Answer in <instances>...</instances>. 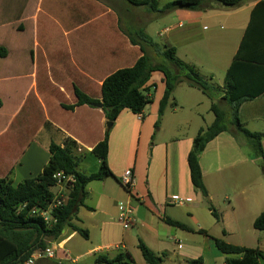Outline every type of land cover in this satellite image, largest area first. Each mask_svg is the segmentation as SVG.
Returning a JSON list of instances; mask_svg holds the SVG:
<instances>
[{"label":"crops","instance_id":"crops-1","mask_svg":"<svg viewBox=\"0 0 264 264\" xmlns=\"http://www.w3.org/2000/svg\"><path fill=\"white\" fill-rule=\"evenodd\" d=\"M262 1H243L234 7L205 2L203 10L175 13L174 19L179 20L176 34L168 36L170 29L166 28L158 36L165 37L164 46H175L177 55L178 43L184 42L195 57L191 62L185 56L188 59L185 61L209 72L207 78L211 81L218 79L219 84L214 85L223 91L226 73L251 23L253 10ZM163 6L159 3V9ZM162 16L147 7H133L124 0H0V47L7 50V56L0 57V61L10 63V58H14L12 65H18L12 75H0V80L17 81V72L31 68L36 71L38 61L27 66L28 54L43 57V81L59 89L57 105L61 109L57 117L52 116L47 94L42 92L40 135L29 136L33 142L18 148L20 155L16 160H12V154L17 149L5 147L6 161L0 177L12 180L14 185L35 178L50 160V143L61 144L69 138L78 145L77 155L84 156L77 171L85 175L97 173L101 161L92 149L105 139L108 130L104 111L89 105L76 106L74 110L63 106L77 104L75 88L102 102L103 82L117 70L133 67L143 56L140 47L131 42L130 34L140 32L146 23L156 22ZM22 82L25 86L22 100L0 130L3 138L14 129L13 143L23 137L26 127L24 120L16 124L28 100V81ZM148 86H155L151 94L153 102L143 114L125 110L109 131L107 165L114 176L93 181L86 187L85 206L77 211L73 224L88 231V238L67 227L60 243H55L65 249L58 252V257L63 259L60 263L78 264L92 257L93 264H98L97 258L114 259L122 253L130 254L137 264L142 256L140 240L156 255L167 254L164 259L170 263L187 264L200 258L202 264L256 263L253 258L245 260L241 254H223L213 238L264 252V236L254 227L255 220L264 213L261 166L264 156L258 157L244 136L246 144L237 142L233 128L207 144L199 157L200 168L218 221L212 215L210 203L193 185L188 163L199 131L215 119L210 114L211 100L203 94L199 98L201 91L197 88L186 85L188 89H183L181 83L160 117V103L166 90L164 75L153 73ZM219 104L229 110L225 102ZM3 109L4 106L0 111ZM239 112L246 130L264 133V94L244 102ZM45 131L54 134H49L48 141L39 143L37 139ZM127 170L136 179L131 191L120 182ZM129 209L130 220L123 224L120 214ZM168 219L194 231L171 226ZM237 235L240 242L228 240ZM85 244L87 249L78 248ZM44 261L49 260H39L36 264ZM258 264L263 262L258 260Z\"/></svg>","mask_w":264,"mask_h":264},{"label":"trees","instance_id":"trees-1","mask_svg":"<svg viewBox=\"0 0 264 264\" xmlns=\"http://www.w3.org/2000/svg\"><path fill=\"white\" fill-rule=\"evenodd\" d=\"M133 7H147L153 13H169L176 10H203L205 2H212L225 7H234L243 1L251 0H173L161 9L157 0H124ZM131 42L138 45L143 56L131 68L119 69L110 75L102 85V104L108 130L105 139L96 144L92 153L100 159L99 171L91 175L77 171L78 164L84 156L77 155L76 141L64 139L61 144L53 141L49 145L50 160L43 171L32 179L14 185L12 180L0 177V264H23L25 260L38 249H46L49 243H60V237L67 227H72L75 232L88 238V231L76 227L73 218L77 211L85 206L88 197L86 187L96 180L113 177L108 167V140L109 131L123 111L134 114H143L146 107L153 102L152 92L155 86H148L152 74L160 72L164 75L166 90L160 103V117L165 113L176 88L181 83L197 88L212 102L211 110L215 119L207 129H201L194 140L193 148L188 157L191 181L203 197H208L207 188L200 168V155L208 143L219 134L235 130V135H243L252 144L258 157L264 156L262 140L264 133H251L244 128L240 118V108L245 102H250L264 94V0L259 2L252 13L250 25L238 49L233 63L226 73L224 89L215 86L211 79L199 75L198 69L186 64L177 56L175 46H161L155 43L150 36L140 31L130 34ZM148 50L155 54L151 56ZM7 50L0 47V57H6ZM156 62V63H155ZM77 104L63 106L67 110H74L76 106H95L99 103L84 95L79 88H75ZM225 102L229 110L223 109L220 102ZM175 106V104H174ZM159 127V123L156 124ZM264 170V160L261 163ZM59 173L73 175L76 178L74 187L70 189L68 201L61 208L52 212L57 220L54 226L47 225L40 217L32 215L33 210H45L55 200L53 189L58 180L55 176ZM212 215L219 221L218 212L210 203ZM171 226L188 231L194 229L181 223L167 220ZM254 227L264 231V213L259 216ZM205 234V231H199ZM217 249L226 255L241 254L245 260L255 259L264 264V252L258 249H247L226 243L213 238ZM139 249L146 264H163L165 256L156 255L143 241H139ZM48 260V259H47ZM50 260V259H49ZM130 254L120 253L116 258L100 257L98 264H135ZM202 258L188 261L187 264H202ZM226 264H244L238 261H229Z\"/></svg>","mask_w":264,"mask_h":264},{"label":"rangeland","instance_id":"rangeland-1","mask_svg":"<svg viewBox=\"0 0 264 264\" xmlns=\"http://www.w3.org/2000/svg\"><path fill=\"white\" fill-rule=\"evenodd\" d=\"M159 3L161 4V6L166 5L167 3L173 1V0H158ZM150 11V10H149ZM185 11L187 10H176L174 9L173 11L169 12V13H165L162 14L163 16L160 17L156 22H149L146 23L144 26H142L140 28V31L145 32L148 36H151V39L155 42V43H159L161 46H164L166 43L165 37L163 39L159 38V34L166 28L170 29V33L168 34V36H170L171 34H176L177 31H179V29L177 28L179 20L174 19L175 18V13H185ZM152 12V11H150ZM149 14V13H148ZM136 18V17H135ZM137 20V18H136ZM150 19H147V22ZM43 32V31H42ZM45 34V32H43ZM179 45V54L177 55L178 58L180 60H182L183 62H185L186 64L191 65L190 63L186 62L188 61V59L191 61L192 58H195L194 55H192L189 50L190 48H187V46L185 45L184 42L182 43H178ZM191 46V45H190ZM188 50V51H187ZM185 51H187L185 53ZM228 51V50H226ZM149 53L151 54V56H154L155 58V54L153 52H151V50H149ZM202 55V53H201ZM188 58H186V57ZM206 57H208L206 55ZM215 58V57H214ZM14 58H10V63H5L2 61H0V75H12V73L15 72V70H17L18 65H16L15 63L12 65L11 60L13 61ZM186 60V61H185ZM198 60V59H195ZM35 61H38V67L37 70L34 71L32 68L28 69L27 71L24 72H17V81H1L0 80V97L3 99H0V108H2L4 106V111L1 110L0 111V130L6 125V122L9 121L10 117L12 116V114L14 113V111L16 110V108L18 107L19 102L22 100V96L23 93L25 91V86H24V80H27V87L29 89V91H27V101L25 102V105L23 106L24 110L23 112L19 115V118L17 119L16 124L18 123V121L20 122V120H24V123L26 124L25 130L23 131L22 134V138L20 140L16 141V137H14V133L12 129L8 134H6L3 138H0V174L2 176L3 172H4V167L5 166V161L6 158H4L5 156H3L4 151L7 150L5 147L8 145V147H13L14 149H17V152H14L12 154L13 158L12 160H16V158L18 157V155H20L18 148H22L25 147L26 145H28V143L33 142L29 136L31 137L33 134L35 135H40V131H41V115H42V92L47 94V100L49 103V108L50 111L52 113V116L57 117L60 112L61 109L58 107L57 102L58 99H60V95H59V89L57 90V88L55 87V85L53 84H46L45 81H43V67H44V58L43 57H31L29 54L27 56V66H30L33 63H35ZM192 62V61H191ZM156 63V62H155ZM191 66H194L193 64ZM25 67V66H23ZM198 69V66H194ZM220 67V66H218ZM218 71V70H217ZM198 73L201 77L206 78L208 80L207 77H210L209 72L207 71H200L198 69ZM219 76V73L216 72V77ZM55 77H57L55 75ZM59 79V78H58ZM211 79V78H210ZM21 81V82H19ZM213 84L218 85V79L212 80L211 81ZM187 83H184V88L183 89H188ZM27 89V90H28ZM199 98H201L204 94L201 92L198 93ZM203 94V95H202ZM203 98V97H202ZM203 110H206V108L202 107ZM206 113V112H205ZM212 117H215V115L210 112ZM61 120V119H60ZM208 127H204V129H207ZM54 134V133H49L47 131H45L38 140V142H44V141H48V139H51L50 135ZM237 142L239 141L242 144H246V141H244V137L243 135H240L239 138H237L236 135H234ZM29 138V139H28ZM13 140V141H12ZM244 141V143H243ZM13 149V150H14ZM4 150V151H3ZM96 159V158H93ZM97 161V159L95 160V162ZM90 175V174H89ZM19 183V182H18ZM68 189V188H67ZM59 191L58 188H54L53 192L57 193ZM65 191V190H64ZM206 200L211 203L209 200V197H206ZM219 229H223V227H221L220 225L218 226ZM262 235L264 236V231H262ZM95 239V237H94ZM228 240H230V242H240L239 241V237L237 235V237H233L231 236L230 238H228ZM79 239V244L81 243ZM247 242V241H246ZM244 242V243H246ZM49 245H51V243H49ZM248 245H252L250 244V242L248 243ZM87 249L88 246L87 244H85L84 246H78L79 249ZM93 258L89 257L87 259H85V261H79L78 264H84L86 262V264H93ZM60 261H44V262H40L38 264H62L59 263ZM64 264V263H63ZM137 264H146L144 261V258L142 256H140L139 261L137 262ZM163 264H177V263H170L169 260H165Z\"/></svg>","mask_w":264,"mask_h":264},{"label":"built area","instance_id":"built-area-1","mask_svg":"<svg viewBox=\"0 0 264 264\" xmlns=\"http://www.w3.org/2000/svg\"><path fill=\"white\" fill-rule=\"evenodd\" d=\"M55 178L58 180L57 186L54 188H58L59 191L55 193V200L53 204H51L47 209L45 210H33L32 215L35 217H40L44 220V222L47 225L54 226L57 223V220L53 218L52 212L56 209L61 208L65 203L68 201V195L70 192V189L74 187V184L76 182V178L73 175H65L64 173H59L55 176ZM121 184L124 186V189L127 191H131L132 188L135 187L136 179L132 173V171L127 170L125 171L121 178H120ZM68 188V189H67ZM65 190V191H64ZM132 214V210H127L126 212H122L120 214V220L123 222V224L129 222L130 215ZM59 251H65L64 247L61 246V244H51L46 249H38L35 250L34 253L29 257L28 260H25L23 264H36L39 260H51V261H60L62 262L63 259L58 257ZM65 261H69V259H66ZM59 262V263H60Z\"/></svg>","mask_w":264,"mask_h":264},{"label":"water","instance_id":"water-1","mask_svg":"<svg viewBox=\"0 0 264 264\" xmlns=\"http://www.w3.org/2000/svg\"><path fill=\"white\" fill-rule=\"evenodd\" d=\"M95 106H96L97 108L103 109V104H102V102L97 103Z\"/></svg>","mask_w":264,"mask_h":264}]
</instances>
